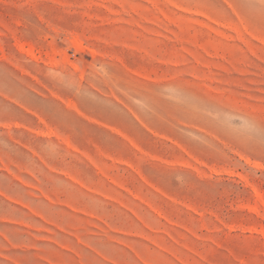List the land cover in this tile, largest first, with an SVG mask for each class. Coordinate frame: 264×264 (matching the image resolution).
I'll return each mask as SVG.
<instances>
[{"label": "rangeland", "instance_id": "1", "mask_svg": "<svg viewBox=\"0 0 264 264\" xmlns=\"http://www.w3.org/2000/svg\"><path fill=\"white\" fill-rule=\"evenodd\" d=\"M0 264H264V0H0Z\"/></svg>", "mask_w": 264, "mask_h": 264}]
</instances>
